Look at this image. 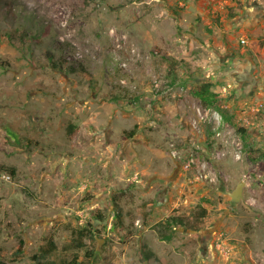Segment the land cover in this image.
<instances>
[{"label":"rangeland","instance_id":"rangeland-1","mask_svg":"<svg viewBox=\"0 0 264 264\" xmlns=\"http://www.w3.org/2000/svg\"><path fill=\"white\" fill-rule=\"evenodd\" d=\"M246 1L0 0V264L50 240L43 262L264 264V26L241 24ZM199 208L196 230L160 227ZM96 214L95 241L70 246Z\"/></svg>","mask_w":264,"mask_h":264},{"label":"trees","instance_id":"trees-1","mask_svg":"<svg viewBox=\"0 0 264 264\" xmlns=\"http://www.w3.org/2000/svg\"><path fill=\"white\" fill-rule=\"evenodd\" d=\"M239 14V10L237 7H232L231 9H229L228 12V17H235ZM28 35H26L27 37ZM52 58V57H51ZM50 63H52V66L54 69L57 68H61V67H57V64L54 63V61H51ZM83 74L85 76H88V73L86 72V70H83ZM90 76V75H89ZM90 80V79H89ZM195 97L198 98L203 106H211L213 105V102H215L214 97L216 96L215 93L211 90V85L209 83H206L205 85H203L199 90H196L194 93ZM69 128H73V125H69ZM239 131L244 133V129H239ZM134 132H129L128 136H132ZM72 134H74V132H72ZM11 175H14V170L10 169L9 170ZM207 210L204 208H199L197 212H195L193 214V218L192 221L187 220L185 217H181V216H171L169 219L166 220V222L160 224V227L163 228H167V230H170L171 228H173L174 226H182L187 228L188 230H196L199 228L198 223L207 216ZM96 217H98L99 219H101V217L96 214ZM91 229H92V225H86L85 227H83L82 229H75L73 230V237L70 243V246H72L73 248L78 249H83L85 247V243L84 240L90 236L91 240L94 242L95 241V237L94 235L92 236L91 233ZM166 240L170 239V236L168 234H164ZM56 250V245L54 243V241L50 240L48 242V245L46 247H42L40 248L39 253H34L33 256L31 257L34 261H36L37 264H81L78 261V256L76 255L75 257H73L71 260H60L58 262H54V261H42L43 259H46L47 257H50ZM94 251L95 250H86V258L88 257L89 259L93 258L94 256ZM20 254H21V247H18L16 249V251L14 252V255L16 259L20 258ZM154 256L153 252L147 251L145 258L146 259H150L151 257ZM92 262V260H91Z\"/></svg>","mask_w":264,"mask_h":264},{"label":"crops","instance_id":"crops-1","mask_svg":"<svg viewBox=\"0 0 264 264\" xmlns=\"http://www.w3.org/2000/svg\"><path fill=\"white\" fill-rule=\"evenodd\" d=\"M246 2H248L249 4H248V8L244 10L243 15H249V18L242 19L241 24L244 26H250L251 27L250 32L253 33V35H255V34L258 35L257 30L264 26V0H251V2L248 0ZM207 4L209 5L208 2H207ZM246 5H247V3H246ZM207 11H208V9H203L202 12L205 13ZM253 35H251V37ZM235 48L238 49L237 46ZM247 61H248V59H247ZM245 63L246 62H244V64ZM253 64L254 63H252V66L249 67V68H251V70L255 69V65L253 66ZM245 68H247V67H245ZM257 82L258 81H256L255 83H257Z\"/></svg>","mask_w":264,"mask_h":264},{"label":"water","instance_id":"water-1","mask_svg":"<svg viewBox=\"0 0 264 264\" xmlns=\"http://www.w3.org/2000/svg\"><path fill=\"white\" fill-rule=\"evenodd\" d=\"M243 186H244V182H240L238 183L236 188L231 193H229L233 203H238L240 200L243 199ZM103 241H104L103 239H98L97 250L95 251L94 254L95 256L100 251Z\"/></svg>","mask_w":264,"mask_h":264},{"label":"flooded vegetation","instance_id":"flooded-vegetation-1","mask_svg":"<svg viewBox=\"0 0 264 264\" xmlns=\"http://www.w3.org/2000/svg\"><path fill=\"white\" fill-rule=\"evenodd\" d=\"M246 66H249V65H246ZM250 66H252V65H250ZM248 72H251V68H249V70H247L246 68H244V72L241 74L240 73V75H241V79H246L245 77V75H243V74H245V73H248ZM251 81H253V82H256V80H254V79H252ZM96 219H95V222H94V225L92 226V227H94L95 226V224L97 223V221H99V218L98 217H95Z\"/></svg>","mask_w":264,"mask_h":264},{"label":"built area","instance_id":"built-area-1","mask_svg":"<svg viewBox=\"0 0 264 264\" xmlns=\"http://www.w3.org/2000/svg\"><path fill=\"white\" fill-rule=\"evenodd\" d=\"M240 42H241V44H245L246 43V41L244 39H241Z\"/></svg>","mask_w":264,"mask_h":264}]
</instances>
